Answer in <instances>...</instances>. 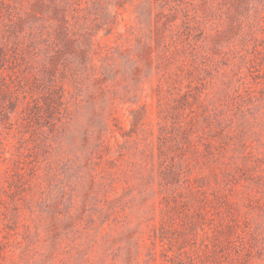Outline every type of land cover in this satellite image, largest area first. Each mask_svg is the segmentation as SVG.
I'll use <instances>...</instances> for the list:
<instances>
[{
	"label": "rangeland",
	"instance_id": "obj_1",
	"mask_svg": "<svg viewBox=\"0 0 264 264\" xmlns=\"http://www.w3.org/2000/svg\"><path fill=\"white\" fill-rule=\"evenodd\" d=\"M0 45V264H264V0H4Z\"/></svg>",
	"mask_w": 264,
	"mask_h": 264
},
{
	"label": "trees",
	"instance_id": "obj_2",
	"mask_svg": "<svg viewBox=\"0 0 264 264\" xmlns=\"http://www.w3.org/2000/svg\"><path fill=\"white\" fill-rule=\"evenodd\" d=\"M0 2H4V0H0ZM21 23H22V19H21ZM258 52H262L260 49L258 50ZM5 48L3 46L0 45V66H3V62H1L5 57ZM51 71V70H50Z\"/></svg>",
	"mask_w": 264,
	"mask_h": 264
}]
</instances>
